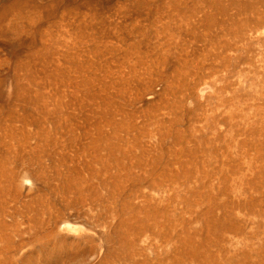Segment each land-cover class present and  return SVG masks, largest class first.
Segmentation results:
<instances>
[{"label": "rangeland", "instance_id": "obj_1", "mask_svg": "<svg viewBox=\"0 0 264 264\" xmlns=\"http://www.w3.org/2000/svg\"><path fill=\"white\" fill-rule=\"evenodd\" d=\"M202 1L0 0V264H254L264 26Z\"/></svg>", "mask_w": 264, "mask_h": 264}, {"label": "bare ground", "instance_id": "obj_2", "mask_svg": "<svg viewBox=\"0 0 264 264\" xmlns=\"http://www.w3.org/2000/svg\"><path fill=\"white\" fill-rule=\"evenodd\" d=\"M196 2V1H195ZM203 2V4L205 5V3H204V1H202ZM256 4H259V7H260V10H258V8H256V7H254L255 5H254V0H246V2H244L243 4H242V7H247V8H250V10L252 11L251 13H253V14H256V17H257V23L258 24H260L261 26L263 25L264 26V0H257L256 2H255ZM193 4V3H192ZM196 4V3H195ZM206 4H208V5H210V6H212L215 10H217V11H220V12H222L223 10H224V8H223V6H221L220 5V3L219 2H217V1H215V0H209V2L208 3H206ZM172 6H174V5H172ZM181 6V5H180ZM199 7V6H198ZM204 7V6H203ZM211 7V8H212ZM179 8V7H178ZM212 8V9H213ZM174 9V8H173ZM247 10V9H246ZM177 11V10H176ZM211 11V10H210ZM214 11V10H213ZM173 12V11H172ZM207 12V11H206ZM198 13H199V11H198ZM208 13V12H207ZM217 13V12H216ZM192 14V13H191ZM203 14V13H202ZM231 14V13H230ZM229 14V15H230ZM173 15H174V13H173ZM232 15V14H231ZM258 15V16H257ZM236 16V15H235ZM182 17V16H181ZM186 17V16H185ZM234 17V16H233ZM192 18V17H191ZM197 18V17H196ZM212 18V17H211ZM221 18V17H220ZM227 18V17H226ZM199 18H197V20H198ZM203 19V18H202ZM222 19V18H221ZM199 21V20H198ZM222 21V20H221ZM242 21H244V20H242ZM247 21V20H246ZM191 22V21H190ZM193 22V21H192ZM191 22V23H192ZM202 22V21H201ZM205 22L209 25V24H211L212 22H211V20H209V18L206 16V18H205ZM230 22H233V20H231ZM185 23V22H184ZM199 23H200V21H199ZM189 24V23H188ZM226 24H227V21H226ZM245 24V23H244ZM193 25H196V24H193ZM188 26V25H187ZM186 26V27H187ZM191 26V25H190ZM190 26H188V27H190ZM237 26V25H236ZM168 28V27H167ZM199 28H201L200 26H199ZM174 30V29H173ZM178 30V29H177ZM193 30V29H192ZM179 31H180V29H179ZM184 32V31H183ZM188 32V31H187ZM194 32V31H193ZM177 34V33H176ZM191 35V34H190ZM196 35V34H195ZM194 35V36H195ZM173 36V35H172ZM181 36V35H180ZM193 36V35H192ZM196 37V36H195ZM194 37V38H195ZM172 40V39H171ZM168 43V42H167ZM170 44V43H169ZM217 44V43H216ZM223 45V44H222ZM169 46V45H168ZM217 46V45H216ZM232 47V46H231ZM131 48H133V47H131ZM213 48V47H212ZM224 48V47H223ZM148 50V49H147ZM220 50V49H219ZM193 52V51H192ZM152 55V54H151ZM164 59V58H163ZM248 63V62H247ZM249 65H250V63H249ZM204 67V66H203ZM216 68V67H215ZM184 69V68H183ZM185 71V70H184ZM175 73H177V72H175ZM182 74H183V72H181ZM188 73V72H187ZM179 74V73H178ZM185 74V73H184ZM193 75V74H192ZM171 76V75H170ZM192 80V79H191ZM93 84V83H92ZM171 85V84H170ZM90 86V85H89ZM92 86V85H91ZM194 86V85H193ZM122 111V110H121ZM245 117V116H244ZM180 122V120H176V123H179ZM189 128V127H188ZM193 127H191V129H192ZM194 130V129H193ZM193 130H191V131H193ZM186 131V130H185ZM190 131V130H189ZM247 131V130H246ZM180 132V131H179ZM183 133V132H182ZM182 133H177V137H176V139L178 138L179 140L180 139H182L183 138V136L184 135H182ZM87 134V133H86ZM101 135V134H100ZM112 136H114L115 137V135H112ZM191 137V136H190ZM110 138H113V137H106V136H102L101 135V137L98 139V141H97V143H95V144H91L90 143V145H92L93 147L91 148V150H93L94 151V153H99V151H100V149H98V148H101V147H103L102 149L103 150H106V148L108 147L107 146V144L109 143V141H111V139ZM116 138V137H115ZM115 138H113V139H115ZM91 139V138H90ZM118 139V138H117ZM113 141V140H112ZM99 144V145H98ZM107 146V147H106ZM110 147V146H109ZM88 150V149H87ZM106 151H109V150H106ZM111 151V150H110ZM109 151V152H110ZM191 153V152H190ZM197 154V153H196ZM97 155V154H96ZM102 155V154H101ZM137 158V157H136ZM100 159H102L103 160V157L102 156H95V158H94V162H97V161H100ZM104 161H106V160H104ZM102 163H104L103 161H102ZM107 163V162H106ZM153 164H154V162H153ZM157 164V162L152 166V169H151V171H152V173H151V175H155L156 174V168H155V165ZM101 165H103V164H101ZM105 163H104V167H105ZM89 166H90V164H89ZM107 168H108V166H106ZM111 167V166H110ZM109 167V168H110ZM103 170V169H102ZM107 171V170H106ZM259 173H260V171H259ZM118 183V182H117ZM157 187H159V186H157ZM157 187L155 188V189H157ZM137 199V198H136ZM145 200V199H144ZM147 201V200H146ZM108 202V201H107ZM160 204V203H159ZM158 204V205H159ZM147 213H149V210H147L146 211ZM147 213H145V215L143 216V217H141V218H139V216H138V213H137V211L135 210V209H133L132 211H131V213H130V216H131V220H133L134 222H135V226L136 227H139V228H144V229H148V228H151L150 227V225H151V223H159L158 222V218H157V216H159V215H161V211L159 212V211H157V210H155V212H153V213H151V214H147ZM31 215V214H30ZM135 218H137V219H135ZM126 222L127 221H124V223H121V224H126ZM39 224V223H38ZM155 228H158V225L156 226V225H154L153 226V228H152V230L153 231H155ZM173 228V227H172ZM157 234H158V236H160V233L157 231L156 232ZM166 236V235H165ZM41 237V236H40ZM112 237V236H111ZM57 238V236H56V233H54V232H52L51 234H49V235H47L46 236V241H47V244H50V243H52L55 239ZM187 238V237H186ZM167 239H169V238H167ZM174 240H175V238H173ZM164 240V239H163ZM185 240V239H184ZM45 241V242H46ZM121 241V240H120ZM73 243V242H72ZM77 243V242H76ZM134 243V242H133ZM179 243V242H178ZM264 243V242H263ZM75 244V243H74ZM78 244H80V243H78ZM262 244V243H261ZM260 244V245H261ZM72 245V244H71ZM77 245V244H76ZM76 245H72V246H74L75 247V249H72L71 248V246L69 247V246H67V243H62V244H60V246H59V249H60V253L61 254H63L64 256H68L67 258H69V255L70 254H73V253H70V252H72V250H74V253L76 254L77 252L75 251V250H78V245L76 246ZM183 245V244H182ZM184 245L186 246V247H189V246H191V245H194V243L191 241L190 242V240H187V241H185L184 242ZM181 247V246H180ZM252 247V246H251ZM257 247V246H256ZM255 247V248H256ZM191 247H189L188 248V250L190 249ZM197 248V247H196ZM248 250V249H247ZM7 251V250H6ZM5 251V252H6ZM176 251V250H175ZM249 251V250H248ZM248 251H246L245 252V254L244 255H246V257H244V259H246V258H248V256H250V255H252V254H255V256H256V258H255V260H254V264H264V244L263 245H261V247H260V249H258V250H256V249H254V251L253 252H248ZM250 251H251V249H250ZM186 252V251H185ZM51 253V252H50ZM79 253V252H78ZM181 254H182V252H181ZM49 257H51V258H55V257H57L56 256V254H50V255H48ZM74 256V255H73ZM77 256V255H76ZM75 256V257H76ZM71 257V256H70ZM175 257V256H174ZM60 260V259H59ZM54 261H55V259H54ZM61 261V260H60ZM64 261V260H63ZM200 261V260H199ZM202 261V260H201ZM1 262V261H0ZM4 263H7V261H4Z\"/></svg>", "mask_w": 264, "mask_h": 264}]
</instances>
